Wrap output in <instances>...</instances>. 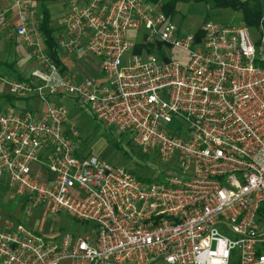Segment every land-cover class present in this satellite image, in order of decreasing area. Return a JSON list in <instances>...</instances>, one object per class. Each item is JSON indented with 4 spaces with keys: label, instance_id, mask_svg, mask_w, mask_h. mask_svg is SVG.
<instances>
[{
    "label": "built area",
    "instance_id": "2783aa9c",
    "mask_svg": "<svg viewBox=\"0 0 264 264\" xmlns=\"http://www.w3.org/2000/svg\"><path fill=\"white\" fill-rule=\"evenodd\" d=\"M33 1L12 0L11 32L36 67L26 81L0 80L42 109L0 112V185L27 199L26 215L45 205L96 233L51 239L23 225L0 228V264H264V65L249 27L207 20L197 39L160 2L64 0L57 45H84L102 72L74 81L48 55ZM5 19L0 9V26ZM256 28L263 42V17ZM158 42L176 52L144 46ZM60 95L128 133L142 154L175 159L181 175L144 182L81 156ZM178 119L188 123L184 133L170 128Z\"/></svg>",
    "mask_w": 264,
    "mask_h": 264
},
{
    "label": "rangeland",
    "instance_id": "374dc122",
    "mask_svg": "<svg viewBox=\"0 0 264 264\" xmlns=\"http://www.w3.org/2000/svg\"><path fill=\"white\" fill-rule=\"evenodd\" d=\"M38 1L40 5L45 3L47 7L50 6V11L62 5V1L60 0ZM262 4L264 12V0H262ZM53 15L55 16V14ZM206 19L229 26L245 25L242 12L237 9L230 7L210 8L204 2L198 0H179L177 3L174 20L180 25L182 33L188 34L196 32ZM248 27L250 36L255 43L256 58L260 64L264 65V41L261 42L260 34L256 26ZM17 43L19 44V42ZM21 45L18 46V49L25 53L26 49ZM144 46L149 49L153 47L156 51L158 49V51L176 52V49H167L168 47L166 45L159 42L156 47L154 45ZM61 49V52L65 54V50L63 48ZM78 51L77 54H74L72 57L69 56V59L67 58L69 61L71 60V67L73 65L75 66V68H71L72 73H76L74 70L78 72V68H80L83 78H101L102 72L97 67L98 59L90 54L84 45L80 46ZM128 57L129 55H127L126 60ZM22 71L25 72L26 70L23 69ZM55 103H60L68 110L69 117L75 121L76 126L79 128V154L99 157L111 165L123 167L142 178H156L162 171H165L164 178L172 173L181 175L179 169L176 167L175 159L169 163H165L154 153L142 154L133 144L128 133H120L116 128L108 127L99 122L86 106L77 102L73 97L60 95L59 99L55 98ZM13 105L17 109H31L32 107L31 104L22 99L15 100ZM177 124L181 127L178 133H184L188 128V123L184 119H178L176 124L170 125V128H174ZM165 125L167 126V124ZM27 202L26 198L15 196L10 188L0 186V228H6L10 225L12 227L23 225L42 236L50 238L59 237L63 233L81 236L96 233V226L94 224L76 221L66 213L50 215L48 207L45 205H39L36 208H30L31 206H29L31 213L30 215H26L25 208L28 207ZM151 264L165 263L159 261Z\"/></svg>",
    "mask_w": 264,
    "mask_h": 264
},
{
    "label": "crops",
    "instance_id": "0c3cea01",
    "mask_svg": "<svg viewBox=\"0 0 264 264\" xmlns=\"http://www.w3.org/2000/svg\"><path fill=\"white\" fill-rule=\"evenodd\" d=\"M60 1H62V5L60 7L54 8L52 10L53 12L50 11V6H48L49 11H50V16H51L50 25L53 28H55V33H54L55 35H58L64 29V16H65L66 8H65V2L63 3V0H60ZM147 1H150V0H147ZM158 2H155V3H158ZM33 4L39 11L40 21H41L42 13H41L40 2L38 0H34ZM0 9H3L5 11V16H6L4 25L0 26V63L2 66L0 67V76L6 77L7 79L19 80L17 76H15L19 74V75H22L23 78H25V80H27L30 77L31 71L33 70V68L36 67V62L34 58L31 56L30 49L27 46H25L11 32L12 25H14V23L16 22V16L12 8V0H0ZM53 14H55V16ZM17 42H19V44ZM20 45L24 46V48L26 49L25 53L24 51H21L20 49H18V46ZM61 50L62 49L60 48L61 60L67 67L64 73L70 74L71 76H73L74 81H81L83 78L81 69L78 68L79 69L78 72L77 70H74L76 71V73H72L73 71L71 70V68H75V66L73 65L71 67V64H72L71 60L70 61L68 60L69 56L72 57L74 54H77L79 51H76V52L64 51L65 54H63ZM97 67L99 68L98 60H97ZM9 68H11V70ZM23 69H25L26 71L25 72L22 71ZM13 72L17 74H13ZM97 79L99 80L100 78H97ZM9 93H11L9 85L0 80V112L4 111L9 106L15 107L13 103L11 104L9 100L6 97H4L5 94H9ZM59 97L60 96H58L56 99H59ZM22 100H25V102L31 104L32 105L31 108H34L37 106L39 107L40 110L42 109V106L35 105L34 100L32 99H22ZM52 102H54V100H52ZM34 172L38 175L39 178L43 180L47 179L48 177V173H46L41 168H38V166H34ZM0 186L5 187V188L8 187L7 184H3ZM9 227H12V226L10 225L8 226V228ZM47 238H50V237H47ZM52 238H55V237H52ZM65 264H68V263H65Z\"/></svg>",
    "mask_w": 264,
    "mask_h": 264
},
{
    "label": "trees",
    "instance_id": "16d2710c",
    "mask_svg": "<svg viewBox=\"0 0 264 264\" xmlns=\"http://www.w3.org/2000/svg\"><path fill=\"white\" fill-rule=\"evenodd\" d=\"M150 1L154 3L159 1L162 4L163 11L172 18L176 14L177 3L179 2V0H150ZM198 1L204 2L210 8L230 7L233 9L240 10L243 15L244 24L246 26H251V27L257 26L260 22V19L263 17V25H264V12H263L262 0H198ZM41 13H42V18L40 21V30L42 32L45 48L47 50L48 55L51 57L54 63L60 68L62 72H64L66 71L67 67L61 60L60 47L56 43V35L54 34L55 28H53L50 25L51 22L50 11L48 7L45 5V3L41 4ZM205 21H207V19ZM201 34H202V30L201 28H199L195 32L196 38L199 39ZM141 48L142 45L137 44L135 45L133 52L135 53L140 52ZM150 49L152 50V47ZM150 49L148 51H151ZM256 61L258 62V59ZM0 67H2L1 63H0ZM9 69L11 70V68ZM13 74H17V73L13 72ZM15 76H17V78L21 81H26L22 75L17 74ZM4 97H6L11 104L18 99H27L26 97L15 96L11 93L5 94ZM164 174L165 171H162L160 175H158L156 178H151V177L142 178L140 176L137 177L144 182L162 183L164 179Z\"/></svg>",
    "mask_w": 264,
    "mask_h": 264
}]
</instances>
